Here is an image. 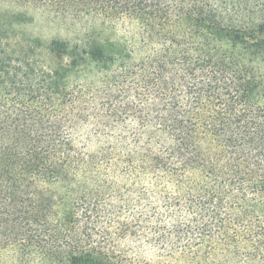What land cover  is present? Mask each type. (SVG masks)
<instances>
[{
	"label": "trees",
	"instance_id": "trees-1",
	"mask_svg": "<svg viewBox=\"0 0 264 264\" xmlns=\"http://www.w3.org/2000/svg\"><path fill=\"white\" fill-rule=\"evenodd\" d=\"M11 1L0 264H264V0Z\"/></svg>",
	"mask_w": 264,
	"mask_h": 264
},
{
	"label": "rangeland",
	"instance_id": "rangeland-1",
	"mask_svg": "<svg viewBox=\"0 0 264 264\" xmlns=\"http://www.w3.org/2000/svg\"><path fill=\"white\" fill-rule=\"evenodd\" d=\"M14 12L25 14L29 22L23 25L18 24L11 26L9 17H11ZM0 22L2 23V32L6 33L12 31L14 34L26 32L45 40H72L75 37V33L81 28L74 19H58V17L47 14L44 10L17 5L11 0H0ZM96 145L97 144H95V146Z\"/></svg>",
	"mask_w": 264,
	"mask_h": 264
}]
</instances>
